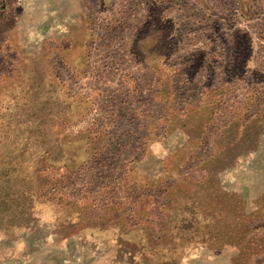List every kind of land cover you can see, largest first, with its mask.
Wrapping results in <instances>:
<instances>
[{
	"label": "rangeland",
	"instance_id": "obj_1",
	"mask_svg": "<svg viewBox=\"0 0 264 264\" xmlns=\"http://www.w3.org/2000/svg\"><path fill=\"white\" fill-rule=\"evenodd\" d=\"M0 264H264V0H0Z\"/></svg>",
	"mask_w": 264,
	"mask_h": 264
},
{
	"label": "trees",
	"instance_id": "obj_2",
	"mask_svg": "<svg viewBox=\"0 0 264 264\" xmlns=\"http://www.w3.org/2000/svg\"><path fill=\"white\" fill-rule=\"evenodd\" d=\"M163 216H164V218H166L167 217V212H165L164 214H163ZM246 219V218H245ZM166 220H167V218H166ZM249 229H246L245 231H248ZM244 231V232H245ZM188 240V239H187ZM186 240V241H187ZM155 242H157V241H154L153 243H155ZM134 244H139V243H134ZM175 246V245H174ZM173 248H175V247H173Z\"/></svg>",
	"mask_w": 264,
	"mask_h": 264
}]
</instances>
